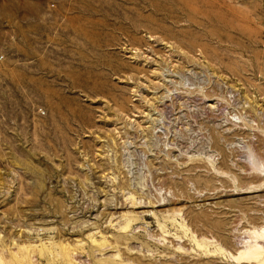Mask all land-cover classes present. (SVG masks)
Here are the masks:
<instances>
[{
	"label": "rangeland",
	"instance_id": "1",
	"mask_svg": "<svg viewBox=\"0 0 264 264\" xmlns=\"http://www.w3.org/2000/svg\"><path fill=\"white\" fill-rule=\"evenodd\" d=\"M0 264H264V0H0Z\"/></svg>",
	"mask_w": 264,
	"mask_h": 264
},
{
	"label": "bare ground",
	"instance_id": "2",
	"mask_svg": "<svg viewBox=\"0 0 264 264\" xmlns=\"http://www.w3.org/2000/svg\"><path fill=\"white\" fill-rule=\"evenodd\" d=\"M139 27V25H137ZM261 249V246H259L257 243H254L252 245H250L245 253L247 254V256H257L256 253L259 252Z\"/></svg>",
	"mask_w": 264,
	"mask_h": 264
}]
</instances>
